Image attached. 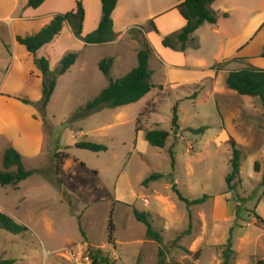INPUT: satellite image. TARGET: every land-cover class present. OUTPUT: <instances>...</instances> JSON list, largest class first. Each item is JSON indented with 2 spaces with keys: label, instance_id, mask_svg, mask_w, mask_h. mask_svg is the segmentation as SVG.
I'll use <instances>...</instances> for the list:
<instances>
[{
  "label": "rangeland",
  "instance_id": "1",
  "mask_svg": "<svg viewBox=\"0 0 264 264\" xmlns=\"http://www.w3.org/2000/svg\"><path fill=\"white\" fill-rule=\"evenodd\" d=\"M59 2L63 12L73 9L72 0ZM3 3L0 13L7 9ZM87 6L94 9L92 1H87ZM47 21L45 18L38 25ZM148 23L134 26L112 46L83 49L70 38L69 31H64L62 41L51 42L54 71L58 59L69 53L79 55L80 60L59 82L44 113L39 110L37 97H41L42 88L40 94L31 92L30 105L43 122L45 144L36 158L22 161L26 171L34 172L31 177L16 187H0V212L28 229L18 237L0 231V262L72 264L71 252L80 245L100 250L112 264H157L159 249L165 264H221L220 247L226 244L231 229L233 264L264 260V227H254L255 215L264 220V105L258 98L228 90L224 81L229 72L247 66L264 69V58H256L249 65L236 56L221 70L212 71V65L225 60L216 62L215 42L205 36L200 50L196 43L188 44V58L198 55L210 65L201 74L203 80L198 81L191 68L162 66L156 59L157 47L146 39ZM28 24L0 25V81L10 54L27 56L15 42V35H35L37 28ZM205 31L206 27L202 28L198 36ZM146 42L152 52L149 68L154 88L150 93L129 106L103 109L83 119L76 117L75 113L108 85L98 70L99 62L117 58L110 78L120 79L136 66V53ZM190 63L186 61L187 67ZM174 107L178 109L177 127L171 125ZM202 128L203 134H194ZM155 129L169 134L163 149L144 140V133ZM230 140L241 156L239 183L234 181L236 190L227 193ZM81 141L103 145L107 151L75 148ZM2 156L0 150V172ZM56 156L61 160L57 176ZM152 175L159 177L142 185ZM171 176L174 184L170 183ZM173 185L189 201L204 196L208 199L188 209L172 191ZM132 208L150 214L154 230L162 236L161 245L145 238V226L136 222ZM110 211L114 233L108 241ZM189 225V234L182 236Z\"/></svg>",
  "mask_w": 264,
  "mask_h": 264
},
{
  "label": "trees",
  "instance_id": "2",
  "mask_svg": "<svg viewBox=\"0 0 264 264\" xmlns=\"http://www.w3.org/2000/svg\"><path fill=\"white\" fill-rule=\"evenodd\" d=\"M46 0H28L26 8L36 10ZM74 9L64 14L55 15L49 24L41 29L33 36L16 37L15 42L20 47L24 48L27 54L36 57L38 52L51 42L56 40L64 25H67L73 36L80 40L84 45H105L112 43L116 39V35L113 31V22L111 15L116 7L117 0H100L101 17L98 27L93 32L82 36V28L84 23V7L82 0H73ZM216 0H184L181 4L176 6L181 18L185 21L184 27L175 33L165 36L161 40V45L164 48H168L178 52H184L187 48V43L190 41L191 36L204 24L215 25L217 17L210 10L211 4ZM148 33L157 34V30L154 27L152 21L149 23ZM264 29V24L261 26L260 31ZM151 49L147 42L141 49L137 51L136 61L137 64L132 68L125 76L117 80L110 78V71L114 63L112 57L103 59L98 64V70L107 79L108 85L103 89L93 100L87 102L84 107L80 108L75 116L78 118H87L103 109H117L125 106L135 104L142 100L150 91L154 88L152 84L153 73L149 68V59L151 57ZM77 55L69 53L64 56L59 64L58 69L54 72H50L49 63L43 57H38L34 60L40 75L42 77V95L40 99V112L44 113L47 108L51 97L56 88L57 79L63 76L77 60ZM264 58V52L260 55ZM240 60V58H237ZM232 60H225L220 64H216L210 68L212 71H219L227 63ZM225 85L228 90L236 93L239 96L258 98L264 105V71L247 66L237 71H231L225 78ZM20 102L26 105H30V102L26 99H18ZM177 107L173 108V117L171 125L177 127ZM204 128L194 132V134H203ZM139 130H136V133ZM169 137L168 132L164 130H152L144 133V140L151 146L157 149H163L166 145ZM229 144L232 147V155L230 159L231 174L225 178L227 187V193L234 192L237 185L234 184L239 177L240 172V156L241 152L238 150L237 145L230 140ZM75 148L87 150L93 153L106 152L107 148L100 144L81 141L75 143ZM56 158L55 175L60 172V159ZM2 168L0 172V187H16L18 184L31 177L34 172L26 171L23 166L22 158L20 154L8 147L2 156ZM14 169V171H11ZM255 172H258V163L254 165ZM158 175H152L146 179L142 185L146 186L149 182L156 181ZM59 182H61L59 180ZM239 183V180H237ZM262 185L264 186V172L262 178ZM172 191L177 194L178 200L184 203L185 206L190 209L194 206H199L205 203L208 197L204 196L201 199L189 201L184 198L178 191H176L175 185L171 187ZM132 214L136 222L145 226V238L149 241L155 242L158 245L162 244V236L156 230H154L151 222V216L148 213L140 212L135 208H132ZM189 219L191 215L189 214ZM255 228H263L264 220L255 215ZM191 225L185 234H189ZM0 231H5L13 236L25 235L28 229L14 222L9 216L0 212ZM79 231L81 237L85 238V231L79 223ZM114 233V226L112 223V211H110L108 218V241L112 240ZM221 264H233L235 252L233 249L232 241V229L229 233V239L224 246H221ZM90 256L93 258L94 264H112L100 250H89ZM0 264H14V261H2ZM157 264H165L164 254L161 249L158 250V262ZM255 264H264V260H258Z\"/></svg>",
  "mask_w": 264,
  "mask_h": 264
},
{
  "label": "crops",
  "instance_id": "3",
  "mask_svg": "<svg viewBox=\"0 0 264 264\" xmlns=\"http://www.w3.org/2000/svg\"><path fill=\"white\" fill-rule=\"evenodd\" d=\"M20 1H22V4H20ZM87 1L93 2V10L88 9L91 6H87ZM183 1L117 0L116 7L111 15L116 39L105 45L117 44L121 37H124L134 26H143L152 21L158 33H149L146 39L157 47L156 59L160 61L165 69L191 68L189 71L198 76V81L203 80L201 74L210 65H207L198 55L194 59H192L193 56L188 58V44L189 42L196 43L197 50H200L205 36L215 42L216 62L229 60L237 56L252 65L251 61L261 58L260 55L264 52V29L260 31L261 26L264 24V0H216L210 6V10L217 17L215 25L204 24L196 30L187 43L184 52L164 48L161 45L162 38L180 31L185 25V21L176 10V6ZM27 2L28 0H0V6L2 3L7 6L6 11L0 13V25L7 27L19 23H30L28 25L35 26L34 28H37L35 32L38 33L49 24L55 15L69 12L61 10L59 0H46L36 10L26 8ZM82 4L85 12L82 36H86L98 27L101 6L100 0H82ZM74 7L73 1V9ZM45 18L48 21L43 25H38ZM66 27L69 30H64L67 29ZM204 27H206V34L203 33L204 36H198ZM64 31H69L70 38L73 37L83 49L91 46L84 45L80 40H77L67 25L62 28L59 37L54 41L61 40ZM16 37L21 36L15 35ZM51 45L50 43L41 49L38 52V57L45 58L49 63L50 72H53L50 56H52L54 50L50 48ZM25 53L27 52L25 51ZM77 56L76 63L57 79L56 88L51 99L57 91L59 82L70 75L78 66L80 56ZM62 58L58 59V64ZM9 59L8 68L3 73L0 81V150L3 154L6 148L12 147L20 154L22 161L31 160L40 155L44 149L43 122L31 105L23 104L18 99H26L31 104V92L35 91L40 94L42 77L34 63L37 56L10 54ZM191 60H193L192 63H190ZM116 61L117 58H114V63ZM186 61L190 63L191 67H187ZM260 70L264 71V69ZM182 83H187V80L182 79ZM37 97L39 100L41 99L40 95Z\"/></svg>",
  "mask_w": 264,
  "mask_h": 264
},
{
  "label": "built area",
  "instance_id": "4",
  "mask_svg": "<svg viewBox=\"0 0 264 264\" xmlns=\"http://www.w3.org/2000/svg\"><path fill=\"white\" fill-rule=\"evenodd\" d=\"M72 264H94L93 258L89 254V249L86 246H78L77 249L71 252Z\"/></svg>",
  "mask_w": 264,
  "mask_h": 264
},
{
  "label": "water",
  "instance_id": "5",
  "mask_svg": "<svg viewBox=\"0 0 264 264\" xmlns=\"http://www.w3.org/2000/svg\"><path fill=\"white\" fill-rule=\"evenodd\" d=\"M170 183H171V184H174V179H173L172 176H171V179H170Z\"/></svg>",
  "mask_w": 264,
  "mask_h": 264
}]
</instances>
